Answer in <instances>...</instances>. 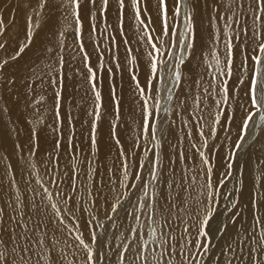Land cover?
Returning <instances> with one entry per match:
<instances>
[{
	"label": "snow or ice",
	"instance_id": "snow-or-ice-1",
	"mask_svg": "<svg viewBox=\"0 0 264 264\" xmlns=\"http://www.w3.org/2000/svg\"><path fill=\"white\" fill-rule=\"evenodd\" d=\"M66 2L70 6L69 14L73 17L77 25L76 32L81 33L83 28L80 18L81 0H66ZM89 2L95 5L96 0H89ZM45 3L46 0H41L39 8L43 9ZM187 4L188 0H174L170 19L168 0H158L156 15L159 18L160 32L157 34L155 28L152 27V14L148 11L147 0H130V6L133 11V24L140 33L138 39L143 41L146 46L148 61V70L143 85L135 74V70L130 71V76L136 85L139 102L142 104L141 111L144 121L142 125V138L145 140H149L150 138L154 144V148L162 147V142L160 135H158L161 132L158 127L161 105L155 103L153 100V85H155L156 94H159L161 91H166V101L171 102L174 93L168 87V84H178L181 81L182 67L186 63V58L191 56L192 50L194 49L195 25L193 13L191 10L183 11L187 7ZM233 4L235 5L234 8L232 6ZM108 5L109 0H102L100 6L102 17L107 12ZM125 7V0H118L117 22L121 32L124 29ZM216 11L218 9L213 7V12ZM225 15H227V20H225ZM92 19L94 21V14ZM220 19L224 21L223 39H221L220 27L216 26L210 45L212 59L211 61H205L207 67L214 69L211 73L213 80L219 81V92L209 91V88L204 89L206 96L213 97V104L215 105L213 127L210 135L215 134L217 127H229L231 120L234 119V110L225 116V106L228 108L231 107L229 100L237 91L233 87L230 92L229 80L233 75L235 53L238 51L239 55L243 57L238 65L241 73L238 83L245 86L244 96L246 97V101L240 104V108L243 111L240 126L241 134L238 142L235 144V149L239 150L242 148L243 142L248 136L250 125L253 127L264 126V0H230L227 11L221 13ZM29 24H31V18H29ZM92 27L93 31H95L94 23ZM31 35V30H29L28 43L31 42ZM221 43L223 44V60L221 59L219 51V45ZM125 44L127 47L128 42L126 38ZM2 47L4 45L0 44V48ZM25 47H27V44L22 46L16 55L19 56ZM81 49H83L82 40ZM127 51L131 53L132 49L127 47ZM84 60L89 73V82L92 85L97 101V111L94 113L91 134V143L95 146L96 125L101 119L99 112V108L101 107L99 103L101 94L96 90L97 70L91 67L86 52H84ZM249 60L251 61L250 68ZM136 63L137 58L131 56L129 66ZM165 66L168 67V72H165ZM99 67L101 69L104 68L102 54ZM116 67H120L118 61L116 62ZM109 72L111 73V69H109ZM112 95L118 116L119 101L115 99L114 86ZM217 96L219 97L218 99L215 98ZM59 97L60 93L58 92L57 103L59 102ZM194 103L197 112H202L203 110L199 108L200 98H197ZM162 110L165 113L171 111L169 107H164ZM57 115H59L58 110ZM222 117L223 124H221ZM202 120L203 116L199 115L198 119L194 121V123L199 125L198 135L203 138L202 146L197 147L195 143L190 142V148L200 158L199 174H192L194 171L193 168L186 165L181 170V180L184 182L180 183L176 180L169 179L165 183L164 193L161 195L158 187L161 180L160 153L154 151L152 148H148L144 151V156L149 167L145 169L144 162L138 163L134 177L138 183H134L132 187L140 192V196L137 198L135 204L125 209L127 215L132 217L135 224L138 225L137 228L131 230L133 240H138L140 237L139 229L143 228V224L140 221V215L142 213L146 214L150 225H155L150 228L148 238L139 242V250L135 253V260L138 264H174L177 252H179L182 258L181 264H193L194 260L196 264H201L198 257L207 255L208 248L211 246V240L209 239V233L206 231V227L209 225L215 210L213 207L215 204V189L223 184L224 181L221 180L215 185L213 184L212 173L214 166L204 151L208 146V139L204 136L205 125L200 123ZM115 127L116 125L113 124V138L121 151L120 173L122 179L120 182L123 187L128 188L129 185L126 182L129 180L131 173L129 157L124 154L119 138L115 136ZM188 135H191L190 130ZM69 144H71V140H69ZM137 146L139 145L137 144ZM57 147H59V142L57 143ZM149 152H152V158L150 160L148 159ZM233 155H236V153L234 152ZM179 156L181 159L184 158L182 150L179 152ZM73 159L74 161L76 160L75 157ZM229 159L231 160V157ZM227 168L231 170L232 164L228 163ZM142 172L146 173L143 179ZM200 174H202L204 179L202 184L198 179V175ZM228 174L230 172L226 173V175ZM75 175L76 172L74 169L73 176L75 177ZM41 187L43 188V192L33 194L30 204L32 212L39 216L38 220L34 219L32 213L27 215V219L24 218L23 201L18 195L16 196L17 208L15 209L17 215H9L6 221L3 218V209H0V234H4L7 237V239L0 238V247H2V250H0V264H17L16 257H19V264H101L103 253L100 249L106 246V242L102 241L97 232L91 228H89V237L86 241L79 228L72 225L75 241L74 246L67 244L63 247L61 246L62 242L56 236V232L59 231L63 234H68L70 226L65 218L66 215L73 220L76 219L73 216L72 210L68 207V200L71 197L64 198V211L62 212L61 208L53 200L52 192L43 185ZM75 190V185H73V191ZM113 190L115 191V189ZM193 191L197 193L196 197L192 196ZM56 195L62 196V190L57 191ZM121 195H124V198L127 199L125 194ZM200 195L205 197L204 201L199 199ZM37 197L40 198L39 203L36 202ZM161 200L166 201L167 205L160 204ZM252 203V223L248 229H245L248 235L242 237L237 245V247L240 244L244 245V247H239V252L243 253V255L237 254V250L233 247L232 243L227 245V249L235 259L240 260L241 264H264V216L259 214L261 213V205H264V192H258L253 197ZM158 206L169 214L172 213L173 209H179L188 216V219L192 221L191 224L186 223L181 217H177V219H181L185 233H189L190 235L191 231L194 230L197 237H204L205 243L199 245L203 249L202 252L198 251L195 255L188 253L185 250L187 245L193 244V247H196V243L184 235L180 237L185 242L184 247H181L179 250L177 249L174 243L175 236L168 233L164 225L160 224V220L164 219L165 225L171 227L170 221L163 216L155 218L157 217L155 210ZM9 207H11V203H9ZM122 207L123 202L117 197L115 203L112 205L111 211L116 213ZM232 207L235 208L236 205L233 204ZM46 209H50V211L46 213ZM87 223L90 225L91 221ZM50 225H54L55 227H50ZM158 231L160 232L159 236H157ZM256 232H258V236L255 235ZM249 243L255 246L247 248ZM9 245H12L11 253L15 254L11 260L8 258ZM153 245H156V247H153ZM69 252H71L73 259H69ZM128 252L129 245L124 244L117 252L118 264H124L125 253ZM221 254L223 255V251ZM81 255H83V260L79 261L77 258ZM220 264H233V259L229 258L226 261H221Z\"/></svg>",
	"mask_w": 264,
	"mask_h": 264
},
{
	"label": "bare ground",
	"instance_id": "bare-ground-1",
	"mask_svg": "<svg viewBox=\"0 0 264 264\" xmlns=\"http://www.w3.org/2000/svg\"><path fill=\"white\" fill-rule=\"evenodd\" d=\"M147 3L148 10L151 11L153 17V27L158 34L160 32L159 18L156 15L158 0H147ZM173 3L174 0H168L170 19ZM229 3L230 0H188L187 7L183 11L191 10L193 13V21L195 25L194 49L192 50L191 56L186 58V63L182 67V73L184 74L183 78L178 84H175V86H178L179 88L177 91H175L176 93L173 95L172 101L169 102V105L167 104L168 107H171L173 110H175L176 114L174 116L170 114V116H173V119L171 120L172 126L170 129H168V131H162V128H159L161 130L159 135L162 142V147L159 149V153L161 156L162 165H160L161 180L158 187L160 189L161 195H163L165 183L169 179L176 180L180 183L184 182L181 180V170L184 169L186 165L193 168L194 171L192 174L197 175L200 173V158L197 156L195 151L190 148V142L195 143L197 147H201L203 143V138L198 135L199 125L194 123V121L198 119L199 115L203 116V120L200 123L205 125L204 136L208 139V146L206 149H204V151L214 166L212 173L213 184L215 185L221 180L224 181L223 184L215 189V204L213 205L215 210L209 225L206 227V231L209 233V239L211 240V246L208 248L207 255L198 257L201 264H220L221 261H226L229 258L233 259V264H241L240 260L235 259V257L231 255V252L228 251L227 245L232 243L233 247L237 250V254L243 255V253L239 252V247H244V245L240 244L239 247H237V245L242 237L248 235V233L245 232V229H248L252 223L253 197L258 192H264V126H260L261 129H254L252 126L248 131V136L245 138L242 148L239 150L235 149V144L238 142L239 136L241 134L240 126L243 111L240 108V104L246 101V97L244 96L245 86L238 83V79L241 75L238 65L243 59V57L239 55L238 51L235 53L233 75L229 80L230 92L233 87H235L237 91L229 100L231 107L228 108L225 106V116L232 113L233 110L235 111V116L234 119L231 120L230 126L227 128L217 127L215 134L210 135V131L213 127V112L215 109V105L212 101L213 97L206 96L205 100V97L203 96V103L199 105V108L203 111L199 113L197 112L196 105L194 103V101L197 98H200L202 95L200 92H203L202 89L204 87L209 88V91L219 92V81L213 80L211 75L214 69L207 67L205 61H211L212 59V49L210 45L212 43V36L216 26L220 27V35L221 39H223L224 21L220 19V16L221 13H225L227 11ZM125 5L123 32L124 34L126 33L129 38L133 39L132 41H134V47L131 46L130 48L132 50L136 48V50L134 54L132 55L131 53V55L137 58V62L140 64L139 66L142 65L144 67L145 72L141 73L140 76H142V81H145L148 70V61L147 56L144 57V52L147 51V49L144 42L138 39L140 33L136 30V28H134L133 11L130 6V0H125ZM232 6L233 8L235 7L234 4ZM213 7L217 8L218 11L213 12ZM116 9H118V4L116 6H112L109 10V13L112 17L114 16ZM225 20H227V15H225ZM119 42L121 46L120 55L117 57V61L119 60L121 62H119L120 67L129 66V60L131 57L129 54L125 53V50H127L126 44L121 41V38ZM219 51L221 59L223 60L222 43L219 45ZM92 56L94 59H97L95 55ZM103 64L106 65V62H103ZM138 64L136 63V65ZM250 67L251 61L249 60V68ZM113 68H116V62H113ZM166 71H168L167 68L165 72ZM140 76H138V79ZM112 77L114 79L118 78V92L123 96V98L126 99V97H129L130 99L132 97L130 94H133L132 89L134 88V84L131 76H129V72H126L125 70L122 73L116 72ZM140 83H142L141 80ZM76 84H78V82ZM174 88L172 89L173 93L175 90ZM198 93L200 96H198ZM215 98L218 99L219 97L217 96ZM139 105L142 104L139 102ZM73 109L79 110L82 114L86 112L85 104L82 105L81 108L80 105L73 106ZM128 109L129 112L132 111L130 108ZM67 111L69 112V110ZM114 111H116V109ZM85 119L86 117H84L82 122L74 120V114L70 113V117L66 121H63L64 127H66V129L71 132V134L66 136L68 144L69 140H71L70 145L75 142V137L73 135L75 134L76 129L79 135H82L80 132L83 127H85ZM223 122L224 121L222 117L221 124H223ZM42 129L43 127L39 128L38 132H40ZM189 130L191 131V135H188ZM257 131L258 138H255L254 141L253 138L256 136L255 133ZM115 136L119 138L121 145V143L124 141L133 140L134 137L138 136L137 128H134L128 132H124L122 135H119L117 132ZM100 142L101 146H99L97 150V158L98 161H100L98 173L102 176L107 172V169H111V163L113 160H116L117 163L120 162V152L118 145L115 143V140L111 138V134L108 131L103 130L101 132ZM41 143L43 144L44 152H46L47 148L45 139L41 138ZM81 144L82 143L78 145L81 146ZM85 145H87L85 147L87 150L89 144L86 143ZM21 147L22 145L14 141L11 135L0 138V209H3V218L6 221L8 220L9 215H17V211H15L17 208V195L23 201V210L25 212L24 218L27 219V215L32 213L34 219L38 220L39 216L33 213L30 208L33 194L41 192L40 184L43 183L44 187H46V183L49 184V180L47 181L49 172L54 175L55 172L59 170L56 166L62 165L61 161L55 164H52L51 162L48 164V161L44 160V156L41 152H37L34 157L31 151L24 150ZM181 150L184 153L183 159H181L179 156V152ZM234 152L236 155H233ZM143 156L144 154H141L142 161ZM230 157L231 160L229 159ZM105 159L107 164L104 163ZM228 163L232 164L231 170L227 168ZM129 164L130 168H132L133 164ZM64 167L61 168L59 174H57L58 176L56 175L57 178L59 177L56 189L57 191L62 190L64 197L56 195L57 192L55 188H53L54 192L52 193L53 200L58 204L62 212L64 211V198L66 196L70 197L71 195L69 194V191H67V175ZM229 172L230 174L226 175V173ZM134 173L135 171L133 174ZM198 179L201 184L204 182L202 174L198 175ZM112 180L113 183H110L107 186V183L105 182L100 184L101 190L99 191H101L103 195L101 198L104 200L103 205L106 204L110 206L120 195V190L117 188L116 191H114L113 188L114 186L121 184V182L115 181L114 177ZM82 181L84 187V179ZM51 182L52 180L50 183ZM128 182L129 181L126 183ZM53 184L54 183L51 185ZM83 187L78 190L79 193L82 192ZM123 188L124 187L121 189ZM192 196L196 197L197 193L193 191ZM130 197L132 196L127 195V199L123 200V207L118 209L116 212V215L112 220L113 223L111 229L109 231L101 232L99 235V238L106 242V246L100 249V251L103 253L101 264H118L117 252L123 247L124 244L129 245V252L125 253L124 264H137L138 262L135 260V253L139 250V242H142L143 239H147L150 228L155 226H149V221L146 219V223L141 222L143 224V228L139 229L140 237L138 240L133 241L131 239L133 238L131 230L133 228H137L138 225L135 224L134 220L132 222L130 221L132 218L129 217L125 211V209H128ZM137 198L138 197L135 198L134 204L137 202ZM39 199V197L36 198L37 203H39ZM199 199L204 201L205 197L200 195ZM9 203H11V207H9ZM71 204L76 205L78 202L73 198L68 201V206ZM160 204L167 205V202L161 200ZM233 204L236 205L235 208L232 207ZM85 206H87V202ZM49 211L50 209L45 210L46 213ZM155 211L157 214V217L155 218L163 216L165 219L170 221L171 227L165 225L164 219L160 220V224L164 225V228L168 233H170L172 236H175L176 239L174 243L176 244L178 250L181 247H184L185 242L180 239L181 235H184L188 236V239L196 243V247H193V244L187 245L185 250L188 253L195 255L198 251H203L199 245L205 243L204 237H197L194 230L191 231L190 235L189 233H185L184 225L181 223V219H177V217H181L186 223L191 224L192 221L188 219V216H186L179 209H173L172 213L169 214L163 208L158 206ZM142 214L146 216L145 213ZM259 214L264 216V205H261V213ZM65 218L67 221H69V217L67 215ZM88 221H91L88 216L82 220V223L86 228L90 227V225L87 223ZM50 227L55 226L50 225ZM79 230L83 233L86 240L89 237L88 231L82 229ZM159 235L160 232L158 231L157 236ZM255 235L258 236V232H256ZM56 236L61 240L62 247L65 244L73 246L75 244L73 231L72 229L70 230V228L68 234H63L57 231ZM0 238L7 239L6 235L4 234H0ZM254 246L255 245L249 243L247 248H252ZM11 247L12 245H9L8 258L10 260L13 259L15 255L11 253ZM153 247H156V245H153ZM0 250H2V247H0ZM222 251L223 255L221 254ZM69 259H73L71 252H69ZM77 259L82 261L83 255ZM181 259L182 258L180 257L179 252H177L174 264H181ZM16 260L17 264H19V257H16ZM193 264H196L195 260L193 261Z\"/></svg>",
	"mask_w": 264,
	"mask_h": 264
},
{
	"label": "rangeland",
	"instance_id": "rangeland-1",
	"mask_svg": "<svg viewBox=\"0 0 264 264\" xmlns=\"http://www.w3.org/2000/svg\"><path fill=\"white\" fill-rule=\"evenodd\" d=\"M101 2L102 0H96L95 5H92L89 0H81L80 18L83 28L81 33H77V25L69 14L70 6L66 0H46L43 9L39 8L41 0H0V44L4 45V47L0 48V138L11 135L14 141L22 145V149L31 151L34 157L37 152H41L48 164L50 162L52 164L62 162L61 166H56L59 170L54 175L49 172V177H47L49 184L46 183V187L52 193L54 192L53 188L56 189L59 179L57 174H59L65 164L67 191L71 194V199L74 198L78 202L76 205L71 204L68 206L76 218L73 220L69 217V226L70 224L71 226H79V229L87 230L88 233L89 228H91L97 232L98 236L101 232L111 229L112 220L116 215V213L111 211L115 202L110 206L103 205L104 200L101 199L103 195L99 191L101 190L100 184L103 182L107 183L106 186L110 183L112 184L113 177L117 182L122 179L120 173L121 160L118 163L113 160L111 169H107V172L102 176L98 173L100 161L97 158V150L101 146V132L103 130L108 131L114 140L113 124L116 125L115 134L118 132L119 135L137 128L138 136L134 137L133 140L121 143L124 154L129 157V163L133 164L129 182L127 183L129 187L121 189L123 185L118 184L113 188L115 191L117 188L120 190L119 198L122 202L125 198L121 194L132 196L130 197L128 208L134 204L135 198L140 196V192L136 188L133 190L132 187L134 183H138L134 179L138 163L144 162L145 169L149 167L145 156H143V161L141 160V154H144V151L148 148H152L157 152L161 148H154L151 140L142 138V125L144 122L141 111L142 105H139L138 102L139 97L135 83L133 82V94H130L132 96L130 99L129 97L123 98L118 92V78L114 79L112 77L116 72L122 73L125 70L129 72L130 76V71L135 70V74L140 76L145 71L142 65L139 66L138 62V65L132 64L130 67L113 68V62H117V57L120 55V38L124 44L125 38L127 39V47H134V41L126 33L124 34V32L119 30L117 22L118 9H116L113 17L109 13L111 7L118 4V0H109L108 10L103 17L100 12ZM149 12L151 13V11ZM93 14L94 21L92 19ZM29 18H31V24H29ZM93 23L95 24V31H93ZM153 26L154 24L152 23ZM29 30L32 33L30 43H28ZM61 33L63 34L61 35ZM81 40L83 41V49H81ZM25 44H27V47L17 56V52ZM135 50L136 48L131 51L132 55ZM84 52L87 53L91 67L97 70L96 90L101 94V100L99 101L101 119L96 125L95 146L91 143V134L94 113L97 111V101L92 85L89 82V73L85 66L84 54H82ZM125 53L129 54L130 57L132 56L127 50H125ZM101 54L103 62H106L102 69L98 67L101 63ZM92 55H95L97 59H94ZM144 57H146V51L144 52ZM118 62L120 61L118 60ZM166 68L168 69L167 66H165V70ZM109 69H111V73ZM183 76L184 74L182 73V78ZM139 80H141L143 85L145 81H142V76L139 77ZM77 82L78 84H76ZM169 84L168 87L173 89L175 84ZM113 86L115 87V99L119 101L118 116L116 111H114L116 107L112 95ZM178 88V86H175L174 94ZM205 88L202 89L203 92H200L201 96L198 93L200 104L203 103L204 99L206 100ZM58 92L60 97L57 103ZM166 96V91L156 94L155 85H153V100L161 105L158 127H161L162 131H168L171 128V120L176 115L175 110L171 107H169L171 109L170 112L165 113L162 110L164 107H168L167 104L169 105V102L166 101ZM203 96L205 97L204 99ZM84 104L86 106L84 114L79 110L73 109V106L80 105L81 108ZM128 108L132 111L129 112ZM57 110L59 115H57ZM67 110L74 114V120L82 122L84 117H86L84 121L85 127L80 132L82 135H79L76 129L73 135L75 142L72 145L68 144V140H66V136L71 134V132L63 124V121L70 117V113ZM170 114L173 116H170ZM41 127L43 129L38 132ZM251 127H249V130ZM253 128L258 129L260 127ZM258 131L253 138L254 141L255 138H258ZM41 138L45 139L46 152L43 150ZM58 142L59 147H57ZM80 143H82L81 146L78 145ZM86 143L89 144L87 150L85 149ZM118 148L121 156L120 147L118 146ZM148 154V159L150 160L152 152ZM73 157L76 158L75 161ZM104 163L107 164L106 159ZM74 169L76 172L75 177L73 176ZM134 171L135 173L133 174ZM141 175L143 179L146 173L142 172ZM51 180L52 182L50 183ZM52 183L54 184L51 185ZM40 185L44 186L43 183ZM73 185H75V191H73ZM82 187V192L79 193L78 190ZM40 191L43 192L41 186ZM62 197L64 196L62 195ZM86 202L87 206H85ZM86 216L91 220L90 227L87 228L82 223L83 218H86ZM146 219L147 216L140 215L141 222L146 223ZM130 221L132 222L133 218ZM71 226L69 227L70 230L72 229ZM149 226H151L150 221ZM131 239L133 240V238Z\"/></svg>",
	"mask_w": 264,
	"mask_h": 264
}]
</instances>
